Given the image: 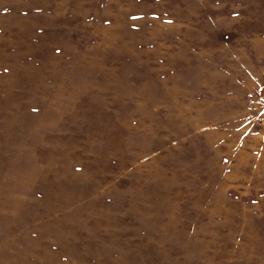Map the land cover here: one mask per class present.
Wrapping results in <instances>:
<instances>
[{"label":"rangeland","instance_id":"obj_1","mask_svg":"<svg viewBox=\"0 0 264 264\" xmlns=\"http://www.w3.org/2000/svg\"><path fill=\"white\" fill-rule=\"evenodd\" d=\"M0 264H264V0H0Z\"/></svg>","mask_w":264,"mask_h":264}]
</instances>
